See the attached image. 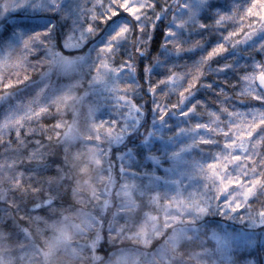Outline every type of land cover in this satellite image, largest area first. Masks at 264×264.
Wrapping results in <instances>:
<instances>
[{
    "label": "clouds",
    "instance_id": "clouds-1",
    "mask_svg": "<svg viewBox=\"0 0 264 264\" xmlns=\"http://www.w3.org/2000/svg\"><path fill=\"white\" fill-rule=\"evenodd\" d=\"M123 2L0 19V264H264V191L231 212L209 190L202 212L160 179L207 134L191 131L207 111L264 108L230 86L264 62L254 0H133L136 16ZM211 138L191 148L205 162L224 148Z\"/></svg>",
    "mask_w": 264,
    "mask_h": 264
},
{
    "label": "snow or ice",
    "instance_id": "snow-or-ice-1",
    "mask_svg": "<svg viewBox=\"0 0 264 264\" xmlns=\"http://www.w3.org/2000/svg\"><path fill=\"white\" fill-rule=\"evenodd\" d=\"M49 0H0V19L17 20L21 18L22 13L27 8L44 9L47 7ZM133 0H124L121 7L131 16H136L141 11L139 7L132 6ZM259 5L260 11H256ZM249 16H259L264 19V0H254L252 7L248 9ZM224 19V17H221ZM127 31L126 28L120 29L113 39H118ZM23 38V33L20 34ZM47 33L35 32L33 36L24 40L25 46H30L33 40H42ZM81 39L83 36L81 35ZM71 40V38H70ZM264 48V45H261ZM105 51L111 52L112 48ZM225 48L223 45L215 48L209 55L215 56L223 53ZM104 67H109L107 63ZM246 71L240 76L238 85L231 87H239V95L249 96L258 104H264V94L260 89L264 88V62L253 63L249 68L245 65ZM208 87H211L208 85ZM190 90V89H189ZM187 91L181 92V100L187 98ZM221 95H224L221 93ZM193 112L198 111V107L192 109ZM207 120L199 125H194L191 131H195L197 127L202 135L195 143L213 144L215 141L212 136H221L224 138V148L211 154V160L214 162L198 163L195 166V177L202 180L203 183L199 187L192 186L187 195L184 190H180L177 196L185 205L199 207L205 200L209 190L214 191L217 198L224 199L223 208L231 212H237L245 207V203L256 196L258 192L264 191V163L259 168L253 165L257 163L255 160L254 142L264 148V108H252L249 111L233 110L225 105L221 106L220 112L207 111ZM187 115V113H186ZM227 116L225 120L224 117ZM182 131H189L182 129ZM189 144L181 151H187L195 146ZM251 153V155H250ZM179 156V153L175 154ZM200 211L205 208L199 207ZM264 223V219H261ZM255 223V221H253ZM214 239L222 246L226 247L233 239L229 234H214ZM251 244L253 241H247Z\"/></svg>",
    "mask_w": 264,
    "mask_h": 264
},
{
    "label": "rangeland",
    "instance_id": "rangeland-1",
    "mask_svg": "<svg viewBox=\"0 0 264 264\" xmlns=\"http://www.w3.org/2000/svg\"><path fill=\"white\" fill-rule=\"evenodd\" d=\"M182 142L190 143L191 140L189 137H184ZM204 162L205 160L196 154V150L189 149L184 153L183 158L173 167H165L163 169V172L168 173V175H161L160 179L165 184L176 185L179 190L190 188V186L196 184V181L198 180V178L194 175L196 164ZM207 162L211 163L214 161L210 159ZM185 195H187V192Z\"/></svg>",
    "mask_w": 264,
    "mask_h": 264
}]
</instances>
